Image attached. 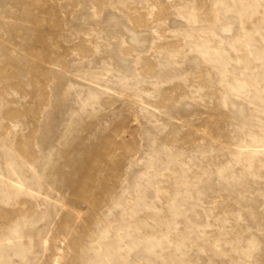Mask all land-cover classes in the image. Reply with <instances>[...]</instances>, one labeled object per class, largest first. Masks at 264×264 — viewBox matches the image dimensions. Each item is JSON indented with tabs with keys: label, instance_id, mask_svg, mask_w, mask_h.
<instances>
[{
	"label": "rangeland",
	"instance_id": "374dc122",
	"mask_svg": "<svg viewBox=\"0 0 264 264\" xmlns=\"http://www.w3.org/2000/svg\"><path fill=\"white\" fill-rule=\"evenodd\" d=\"M0 264H264V0H0Z\"/></svg>",
	"mask_w": 264,
	"mask_h": 264
}]
</instances>
